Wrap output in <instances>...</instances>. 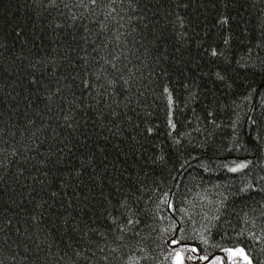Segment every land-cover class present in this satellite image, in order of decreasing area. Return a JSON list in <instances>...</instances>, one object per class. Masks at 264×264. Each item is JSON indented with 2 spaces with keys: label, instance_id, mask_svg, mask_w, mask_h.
<instances>
[{
  "label": "trees",
  "instance_id": "16d2710c",
  "mask_svg": "<svg viewBox=\"0 0 264 264\" xmlns=\"http://www.w3.org/2000/svg\"><path fill=\"white\" fill-rule=\"evenodd\" d=\"M235 247L264 264V0H0V264Z\"/></svg>",
  "mask_w": 264,
  "mask_h": 264
},
{
  "label": "snow or ice",
  "instance_id": "6c2138e0",
  "mask_svg": "<svg viewBox=\"0 0 264 264\" xmlns=\"http://www.w3.org/2000/svg\"><path fill=\"white\" fill-rule=\"evenodd\" d=\"M93 4L96 3V0H91ZM240 167H244L241 165ZM236 171L237 169H232ZM173 243H178V241H173ZM191 251H196V249H191ZM225 253L224 257H216L212 264H237V261H241L242 264H252L251 260L248 258L247 254L245 253L243 248L235 247V248H225L222 249ZM188 259H193L192 256H188ZM201 260H206V256L200 257ZM174 264H184V257L182 255V250L176 251V258L174 259Z\"/></svg>",
  "mask_w": 264,
  "mask_h": 264
},
{
  "label": "rangeland",
  "instance_id": "374dc122",
  "mask_svg": "<svg viewBox=\"0 0 264 264\" xmlns=\"http://www.w3.org/2000/svg\"><path fill=\"white\" fill-rule=\"evenodd\" d=\"M245 253H246V252H245ZM174 255H175V258H176V251H175V254H174ZM182 255H183V257H184V264H186V263H185V261H186V256H185V254H183V253H182ZM247 256H248V255H247ZM219 257H222V256H219ZM248 258H249V257H248ZM204 261H205V260H202L201 262L204 263ZM212 261H213V260H212ZM204 264H206V262H205ZM208 264H212V262H211V263H208ZM237 264H242V262L238 260V261H237Z\"/></svg>",
  "mask_w": 264,
  "mask_h": 264
},
{
  "label": "water",
  "instance_id": "95a60500",
  "mask_svg": "<svg viewBox=\"0 0 264 264\" xmlns=\"http://www.w3.org/2000/svg\"><path fill=\"white\" fill-rule=\"evenodd\" d=\"M221 256H223V254H220ZM216 257V256H215ZM215 257H211V258H209L207 261H206V263H210V262H212V260L215 258Z\"/></svg>",
  "mask_w": 264,
  "mask_h": 264
}]
</instances>
